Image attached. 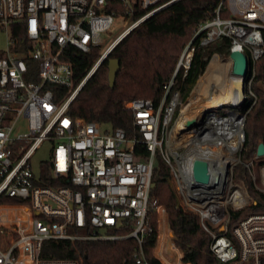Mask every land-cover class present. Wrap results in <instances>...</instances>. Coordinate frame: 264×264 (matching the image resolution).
<instances>
[{"label":"built area","instance_id":"1","mask_svg":"<svg viewBox=\"0 0 264 264\" xmlns=\"http://www.w3.org/2000/svg\"><path fill=\"white\" fill-rule=\"evenodd\" d=\"M180 1L117 0L120 11L116 0H0V31L8 38L0 50V264H81L79 259L42 257L44 243L128 237L139 244L136 264H150L143 249L152 231L150 214L166 213L151 194L158 152L169 167L179 204L199 215L220 263L264 264V212L249 213L231 226L232 209L251 204L236 167L247 168L255 187L264 191L262 157L243 160L247 114L258 102L257 79L264 88V0H221L214 7L183 49L160 103L145 97L126 102L132 136L123 128L105 130L99 121L73 118L70 104L77 92L60 103L48 87L72 86L73 50L89 54L98 49L100 56L79 84L81 90L127 34ZM120 20L122 31L105 44L101 35ZM225 39L229 52L208 58V48ZM197 49L208 62L195 84L215 56L228 59L233 69L231 53L243 51L250 71L240 96L202 113L192 126L188 121L187 133L174 142L172 131L183 104L175 77L180 69L183 78L188 74ZM45 140L54 144L53 173L69 176L72 186L38 184L41 174L34 172L32 158ZM142 144L149 155L137 153ZM196 160L208 162L209 183L196 178ZM124 227H130L127 235L109 233ZM173 239L169 247L176 254L167 258L162 240L154 255L161 264H191Z\"/></svg>","mask_w":264,"mask_h":264},{"label":"trees","instance_id":"2","mask_svg":"<svg viewBox=\"0 0 264 264\" xmlns=\"http://www.w3.org/2000/svg\"><path fill=\"white\" fill-rule=\"evenodd\" d=\"M220 2L221 0H181L132 30L113 48L108 58L75 96L70 104V115L87 121H99L104 127L109 125L113 128H123L128 136H132V112L126 102L145 97L152 99L157 105L160 103L165 93L164 84L173 77L183 48L193 37L198 24L210 17L214 7ZM116 6L118 10H122L117 0ZM139 13L140 10L136 15ZM21 38L25 39L23 35ZM214 52H229V40L212 44L206 55L209 58ZM99 56L98 49L89 54L72 51V86H48L54 91L56 101L61 103L71 95L74 87L86 77L89 68ZM204 56L203 51L197 49L188 74L183 78V69L178 71L175 87L182 89L181 100L189 96L197 78L206 68L208 60H204ZM109 58L120 60L121 70L113 87L109 84ZM255 83L258 102L247 114L244 160L253 158L258 152L259 144L264 142V88L258 79ZM137 153L149 155L144 144L137 146ZM262 163L264 156L260 161V164ZM236 168V178L243 180L247 185L251 204L243 209H232L231 226L236 225L249 213L264 212V191L255 187L247 168L241 165ZM153 171L152 198L166 208L169 228L176 247L183 252L184 260L191 264H221L210 250L212 237L203 228L199 215L185 212L179 204L175 188L171 184L169 167L163 158L154 165ZM38 184L51 187L72 186L69 176L57 177L53 173L50 161L43 166ZM149 222L152 231L148 233L143 246L145 256L150 264H161L154 255L159 241L156 210L151 212ZM129 225L131 226V222H127L126 226ZM129 228L111 229V232L127 235ZM138 250L139 244L132 237L111 240H46L42 257L79 259L81 264H136L134 254Z\"/></svg>","mask_w":264,"mask_h":264},{"label":"rangeland","instance_id":"3","mask_svg":"<svg viewBox=\"0 0 264 264\" xmlns=\"http://www.w3.org/2000/svg\"><path fill=\"white\" fill-rule=\"evenodd\" d=\"M123 23H124V20L117 21L113 25V27L111 29L105 31V33H103L101 35L102 36V41L105 44H108L115 37H117V35L122 31V29L124 27V24ZM7 41H8V38H7L6 31H4V30L3 31H0V50L4 51V49H6V47H7ZM186 45H185V47H186ZM182 53H183V50H182ZM182 53H181V55H182ZM214 58H216L218 60L217 61L218 62V65H219L218 66L219 67L218 68V71L215 72V67H214L215 60L213 59L212 62L208 64L209 65L208 66L209 67L208 68L209 71H207V73L205 75H203L199 79V81L197 82V84H194V86L192 87V90H191L189 96L187 98H185V99L182 100L183 103H184L185 100H187V101H185L186 103L184 104L183 107H182L183 104L181 106H179V108L177 110L178 111V114L176 115L177 118L181 115L183 109L187 105H189V103H190L189 109L195 110L196 108H200V107H203L204 106V104H205L204 103L205 101H203V100H205L204 98H208L210 96V98L212 100H215V99H217V97H218L219 94H225L226 86L224 84V80L226 81V79H225L226 78V75L231 74L233 72V69H232V67L229 64V61L227 59H225V60L224 59H221V58L219 59L216 56ZM175 71H176V69H175ZM211 71H212L213 74L212 73H209ZM208 74H209V76H208ZM203 78L206 79V82H203L204 87H202L200 89L199 88V83L204 80ZM79 89H80V86L79 85L76 86V87H74V89H73V91H72V93H71L70 96H72L75 92H77V94H78L80 92ZM196 90H198L199 92L196 91ZM181 107H182V109H181ZM180 109H181V111H180ZM187 119H188V121L193 120V119H191V116H188ZM22 123L23 124H26L25 123V120H23ZM108 128L110 129L109 125L107 127H105L104 129L106 130ZM53 147H54V144H53V141L52 140H45L40 145L39 149L33 155V158H32V166H33V170H34V172L36 174H41V170L43 169V166L45 165V163L47 161H51ZM161 158H162V155H161V153L158 152V154H157V156L155 158V164H158L160 162V159ZM139 159L140 160H143L142 158H139ZM243 160H244V158H243ZM258 167H259V165L255 162V164H254L255 170L254 171L256 172V174H259V168ZM240 181L242 182L243 185H245V183H244L243 180L240 179ZM156 212L158 214V221H159V236H158V238H159V241L164 240L166 242V246L164 244H162V247L163 246L165 247L163 253L168 258V257H170V254H173V255L176 254V251H172L170 249V247H169V242H170L169 240L171 239V237L173 238V235H172L171 230H170L169 225H168L167 213L160 214L158 211H156ZM109 233H111V231H109ZM157 250H158V246L154 250V254L156 252H158ZM172 259L173 258H170V260H172Z\"/></svg>","mask_w":264,"mask_h":264},{"label":"water","instance_id":"4","mask_svg":"<svg viewBox=\"0 0 264 264\" xmlns=\"http://www.w3.org/2000/svg\"><path fill=\"white\" fill-rule=\"evenodd\" d=\"M231 57L234 60L233 64V74L246 77L249 74L250 66H249V58L245 52H232ZM108 58V56L106 57ZM104 59L103 61H105ZM108 69H109V84L111 87L115 85L116 77L120 72V60L118 58H109L108 60ZM244 83L239 84L238 87H234V98L240 96L244 89ZM193 121L189 122V125L192 126ZM257 154L259 157L264 156V142H261L257 148ZM195 176L202 183L210 182V174L211 169L208 162L204 160H196L194 164ZM173 235V234H172Z\"/></svg>","mask_w":264,"mask_h":264},{"label":"bare ground","instance_id":"5","mask_svg":"<svg viewBox=\"0 0 264 264\" xmlns=\"http://www.w3.org/2000/svg\"><path fill=\"white\" fill-rule=\"evenodd\" d=\"M215 60V63H214V67H215V72L218 71V60L216 58H212L210 63L212 62V60ZM228 60V59H227ZM229 61V60H228ZM229 64L231 65V62L229 61ZM211 65V64H210ZM209 66V65H208ZM209 71V70H208ZM209 73H212L209 72ZM213 74V73H212ZM209 76V74H208ZM207 76V77H208ZM212 76V75H211ZM204 79V78H203ZM226 81L224 80V84L226 86V91H225V94H219L217 99L215 100H212L210 98V96L208 98H204L205 101L204 103V106L203 107H200V108H196L195 110L193 109H189V106H190V103L189 105H187L181 115L177 118V121L173 127V131H172V136H173V140L174 142L176 140H178L181 135L183 134H186L187 133V127H188V119L187 117L188 116H191V119H195L197 120L198 117L206 112V111H209L210 109H218L224 105H226V103H229L231 102V100L234 98V87L236 85V87L239 86V84H242L243 83V80H244V77H241V76H238V75H235L233 74V72L231 74H228L226 75ZM208 80V79H207ZM210 81V80H209ZM203 82H206V79H204L203 81H201L199 83V88L201 89L202 87H204L203 85ZM226 82V83H225ZM199 90V89H198ZM196 90V91H198ZM204 90V89H203ZM199 92V91H198ZM202 93V92H201ZM195 94V93H194ZM193 99V98H192ZM191 101V100H190ZM186 130V131H185Z\"/></svg>","mask_w":264,"mask_h":264}]
</instances>
